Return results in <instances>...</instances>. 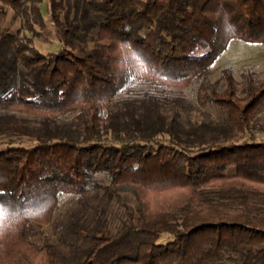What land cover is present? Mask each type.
<instances>
[{
	"label": "trees",
	"instance_id": "obj_1",
	"mask_svg": "<svg viewBox=\"0 0 264 264\" xmlns=\"http://www.w3.org/2000/svg\"><path fill=\"white\" fill-rule=\"evenodd\" d=\"M42 1L0 0L32 34L0 29V138L35 140L0 148V263L264 264V78H212L232 41L264 45V0H48V53ZM61 194L66 253L35 241Z\"/></svg>",
	"mask_w": 264,
	"mask_h": 264
},
{
	"label": "rangeland",
	"instance_id": "obj_2",
	"mask_svg": "<svg viewBox=\"0 0 264 264\" xmlns=\"http://www.w3.org/2000/svg\"><path fill=\"white\" fill-rule=\"evenodd\" d=\"M48 0H43L41 3V10L45 18L46 28H37L40 35L33 38L35 46L43 53L54 52L61 48L62 44L59 41L53 23L49 20L46 5ZM24 10H15L13 8H6V14L0 20V29H10L11 32H16L18 29L23 28V22L25 19ZM22 29L23 34L26 37H32V34ZM91 46V43L89 44ZM230 70L233 75V80L242 83L247 76L252 77L254 80H262L264 78V45L249 44L242 41L234 40L229 45L227 51L217 60L212 69L213 80L222 79L225 75L224 71ZM225 83V82H224ZM182 95H185L187 100L195 107L196 105V90L188 87H184L181 91ZM192 116L196 118H202L203 113L199 110L193 109ZM257 132L261 139L264 140V133L261 132V123L264 122V107L257 113L256 117ZM35 144V140L28 137H17L11 135H5L0 138V148L8 145L14 146H26L31 147ZM130 195L126 192H121L119 198H115L112 201L109 212V221L114 229L120 226L124 207L123 204L127 202L134 206V202H129ZM89 203L93 202V199L87 200ZM80 209V203L78 197L72 195L61 194L56 212L53 216L52 222L48 225L38 226L36 228L35 241L40 244H51L61 252L68 250L70 243V236L68 235L67 226L70 221L75 220V213L78 215ZM78 211V212H77ZM14 219V217H10ZM8 220V225L0 223V249L4 247V239L6 236H13L15 233V227L12 220ZM2 222L6 221V216L1 215ZM170 240L169 237L164 238V242ZM2 264V263H0Z\"/></svg>",
	"mask_w": 264,
	"mask_h": 264
}]
</instances>
